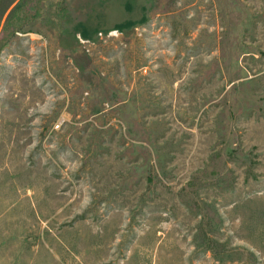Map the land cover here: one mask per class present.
<instances>
[{
  "label": "rangeland",
  "instance_id": "obj_1",
  "mask_svg": "<svg viewBox=\"0 0 264 264\" xmlns=\"http://www.w3.org/2000/svg\"><path fill=\"white\" fill-rule=\"evenodd\" d=\"M0 264H264V0H0Z\"/></svg>",
  "mask_w": 264,
  "mask_h": 264
}]
</instances>
